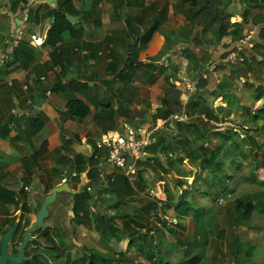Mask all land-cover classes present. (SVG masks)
<instances>
[{
  "label": "crops",
  "instance_id": "1",
  "mask_svg": "<svg viewBox=\"0 0 264 264\" xmlns=\"http://www.w3.org/2000/svg\"><path fill=\"white\" fill-rule=\"evenodd\" d=\"M49 1L50 0H18L15 2V0H0V188L13 190L16 192V195L20 192V195H15L12 200H20L23 202V194L26 201H35L36 204L38 200H43L44 194L41 190L46 186L51 188L56 184L66 182L72 190H78L80 188L81 173L83 171H87L86 183L88 182L87 173L90 167L87 163V158H89L93 151L94 138L104 132L96 125L94 119L91 121H88L87 118L77 120L64 116V112L66 111L64 103L66 98L72 95L62 94L61 92L58 96L51 97L50 94V96H47L48 100L42 107L39 108L37 112H32L34 104L32 103V105L29 106L26 103L29 94L32 93L33 95L34 92L37 91V87L49 88L47 85H49L50 82H56L58 80L59 83L65 85L64 87L66 88L67 80L76 79V81L80 83L87 84L90 78V82L94 81V87L98 88V85L101 84L95 82L93 78L95 75L100 77L105 76L107 78L110 77V75L106 74V66L108 63L114 61L115 52L120 54V57L116 61L122 62L126 58V45L130 38L124 28H126L125 22L128 17H130L128 19L130 21L129 27L138 31L139 34H142L151 24L155 22L159 24L158 30H155L151 34L148 41L145 43L146 45L138 51L137 60L143 62L155 59H157L155 62H159L166 56L165 60L172 61L170 55L173 53V48L165 54H162L165 50V39L160 30L168 33L171 32V28H174V19L180 20V23H183V19L188 22L185 16L176 9L177 0H70L69 4L65 6L67 10L69 9L72 12H67L66 14L75 17L74 21H70L71 23H75L73 28L74 31L71 32L68 30L63 35V41L57 43L61 48L57 60L67 63L66 69L62 71L57 63H52V60L50 62L46 61L47 56L50 57L55 47V45L46 43L47 30L51 26L53 20L49 12L58 4V0H53V2ZM237 2H239V0ZM237 17L241 18L238 15ZM169 23H172L171 26H168ZM194 32L197 31L195 30ZM137 37L139 38L140 36L138 35ZM134 38L135 37H132L131 40H134ZM197 39L201 40L200 37ZM178 42H183L182 38L177 42L174 41L175 44ZM229 42L230 45L227 46L226 44ZM231 42L229 37H224L218 45H211L212 48L208 50L206 47H200V42L195 40L192 41L190 37L189 40L183 42L187 44L185 48H188L183 50L184 57L186 60H191V58L187 57L188 52H186V50H190V54L191 52L195 53L198 55L197 57L200 58V56H202L201 48H203V58L205 60H208V58H219L221 56L219 55L220 53H223L227 49L229 50L230 46L235 44V42ZM84 43L93 44L92 50L84 49ZM99 44H103L104 46L108 45L111 49L110 56L106 59L103 53L104 47ZM175 44L174 47L176 46ZM191 46H194L195 49ZM198 48H200V50L196 53ZM84 51L87 52L85 53ZM46 65H48V67L52 66L55 72L53 75H50L46 81L39 82V76L43 74L41 73V69ZM206 65H208V63H205V66ZM83 74L90 77L85 79L82 77ZM159 75L161 74L156 75V79ZM179 81L181 82L182 80L179 78ZM104 82H106V79ZM143 82L148 84L145 80ZM154 82L155 81L152 83ZM25 86L26 88H24ZM121 86L122 84L120 82V86L117 87ZM133 86L134 89L131 91H136V86ZM67 88H69V86ZM182 95L183 93L181 96ZM30 98H32L33 102V96ZM94 100L97 104L99 103L98 99ZM155 106L158 107L159 104L156 103ZM11 112L14 113V116L11 122L5 125L6 118ZM34 113H39V124L42 123L37 132L32 131L30 123V120L34 118ZM192 114L197 115L193 112ZM203 119H205V117ZM151 121L149 120V122ZM5 128L6 131H4ZM117 129H121V127ZM43 130L45 131L44 134L39 136V132ZM110 130H116V128ZM65 141L68 142V148L61 150L60 147ZM43 142L46 143V150L37 158L31 160L29 168L27 167V174L24 173L22 158L32 155L36 149L40 148ZM151 155L152 154H149L147 156ZM173 156L174 155H172V157ZM104 158L102 163L105 162ZM160 160L165 164L162 155H160ZM185 160L183 164H185ZM183 164L179 161H175L173 169H168L165 172L159 170L160 174L163 176V180L157 181L155 187L149 183L148 186L144 190L139 191L138 194H144V192L150 189L154 191V197L163 199L166 197L164 191L165 183H167L176 199L182 190H187L186 197L190 204L195 209L204 210L202 217L204 223L201 229H198V226H200L202 220L197 223L192 213L184 217H178L175 210L172 208L166 211L167 213H165L162 219H166L173 224L168 223L167 226L165 222L164 226L162 222L156 218L153 219L152 216L148 214V208H146L148 204L147 201H145V205H143L142 209L134 208L130 205V202L136 198L137 195L126 198V213L129 217L117 213L110 205L111 193L114 194L113 186L115 180H106L102 185L100 184V186L96 185L90 188L92 193L91 208H95L92 213L95 214V212H99L100 214L105 213L112 215L115 225H117V227H122V229H126L125 234L127 237L121 240H129L131 228L127 227L129 226L127 223H130V226H133L135 229H139L137 222H140L141 231L149 229L147 236L152 234L151 240L160 248L162 253L166 252V247L164 245L167 244L165 241L167 233L177 235L178 239H182V241L180 243H178L179 241L177 242V240L173 241L178 243L177 248L167 251V253H172L173 251L174 253H180L179 257L181 259L178 260L177 264H234L232 254L237 248H241L237 253L239 256H237L239 258V264H264V187H260L254 182L253 178L249 176V166H247L248 172L246 174L240 173V176L237 178V183L241 184L240 189L237 191V195L226 192L227 190L234 189L231 187V184H229L231 181L228 180L226 182V190L223 191L225 193L221 192L216 198L215 203L211 202L212 200L208 203L209 200L207 196H205L207 194L203 193V190H207L204 189V186L207 185L200 177H197L198 184L194 182L196 180H194V177L198 176L196 167L191 166L190 169L185 166L188 165L187 163L185 165ZM105 166L107 169L104 168ZM108 166L109 165L106 163L102 164L103 172L101 173H112L113 167L110 169L109 167L111 166ZM141 168L143 167L138 166V170H141ZM187 170H192V173L187 177H183L187 180L186 183L181 186L177 184L173 185L172 178H182L181 171ZM116 175L115 173V176ZM78 176L79 181H77ZM142 176L146 180L150 178L149 173L146 171L143 172ZM256 176L262 179L264 177L263 170H261V176L258 175V172H256ZM231 179H233V177ZM244 180H246L247 183L248 181L252 183V186L249 188L246 184L248 188L242 189L245 186L243 184L245 182ZM199 183L200 186H198ZM24 187H27V189H24ZM173 187L176 188V191L172 190ZM21 188H23L24 191H20ZM60 193L57 194L56 200L48 206L49 215L44 220L46 224L58 226V223L62 221L65 213L67 217L68 215H72L71 197L70 203L66 205V203L60 199ZM67 193L68 196H70V193ZM257 193H260V197L258 198L259 201L255 198V194ZM39 195H41V197H39ZM219 197L224 198L222 204H218L217 202ZM234 201L238 203L241 201L243 205H248V212L243 213L242 217L236 218L238 211H236L232 205ZM21 202L18 204H21ZM228 202H230V204H227V207L224 209V205ZM0 203L8 205L4 216L20 218L21 209L19 207L15 209L14 214L9 212V206L14 204L11 202V197H9V195L5 198L1 194ZM216 204L222 206V210L219 208L220 211H216L215 208L217 207L213 206ZM228 207L231 208L229 211H227ZM65 208L67 212H65ZM232 209L236 212L234 213ZM29 217L31 222L34 216L30 213ZM258 217H261V219L256 221ZM235 218L239 220L237 224H233ZM178 222H181L180 225L177 224ZM168 227L173 228L176 232H173L172 229H167ZM83 228L85 231L82 234L95 233L97 237L96 241L99 240V247L95 246L89 249H94L103 253L109 251L111 252L110 254H113L114 257L117 258L115 252L121 250H117L115 247L109 246L110 244H108L110 241L109 239H114V241H116L114 237H111L109 233L106 234V239H108V242H106V239H102L103 235L100 232L93 228L94 231H91L90 228L85 226H83ZM220 231L224 232L223 241L217 237ZM154 235L162 238L163 241L158 238L159 241L153 239ZM102 240H104L103 243H101ZM133 242V244L136 245V241ZM189 243H191V245H189ZM227 243H229L231 252H229V249L226 247ZM133 244L129 252L135 249ZM185 248L191 249V255L188 257H182L181 255ZM134 251L136 252V250ZM213 252L214 254L210 256L209 254ZM199 253L202 255L199 261L195 262L192 256ZM226 255L229 256L230 259H228ZM141 261L143 262L142 259ZM148 263L152 264L150 262Z\"/></svg>",
  "mask_w": 264,
  "mask_h": 264
},
{
  "label": "trees",
  "instance_id": "2",
  "mask_svg": "<svg viewBox=\"0 0 264 264\" xmlns=\"http://www.w3.org/2000/svg\"><path fill=\"white\" fill-rule=\"evenodd\" d=\"M17 1L18 0H15V2ZM69 2L70 0H58L57 6L49 12V15L52 16L53 20L51 26L47 30L46 35V43L55 45L53 51L50 54L52 63H57L62 71L66 69L67 63L65 61L57 60L61 52V48L57 43H61L63 41V34L68 30L73 32V28L75 26V23H71L66 17L67 12H72L69 9L67 10L65 6L66 4H69ZM177 2L176 9L182 13L188 21L187 25L183 26L180 31V38H182L183 42L189 40L191 37L192 41L195 40L200 42V47L206 48L210 45H218L224 37H229L231 41L237 42L246 35L245 27L246 25L250 24L253 26H258L260 29L259 36L254 38V44L250 49L253 50L254 47L264 49V0H245V5L247 6L244 7L239 14L234 13L232 7L235 5H232V0H177ZM251 9H254L255 12L253 17L249 19ZM235 15L240 16L241 20L230 22V18ZM129 18L130 17H128L127 20ZM127 20L125 22L126 28L124 29L125 32L128 33L130 39L126 45V58L122 62L116 61L117 64H113V62H111L106 66V74L110 75L114 79H117L122 84L121 87L114 86L112 89L122 92L131 91L134 89V78H136V80H145L148 83H152L155 81L156 75L163 74L165 69L170 68L171 69L169 70V73L164 76V79L167 82L171 81V83L173 81H179L177 70L172 66L173 62L168 64L170 62L168 60H165L162 63L155 62L157 59L150 60L148 62L137 60L139 49L146 45L145 43L148 41L151 34L155 30H158L159 24L155 22L147 27L142 32V34H139L138 31H135L133 28L129 27L130 21ZM195 30L197 32H194ZM160 31L164 35L165 39V50L162 52V54H165L174 47L175 43L174 41H171L170 33L164 32L163 30ZM208 33H210L211 36L207 37ZM138 35L140 36L139 38L137 37ZM132 37H135L134 40H131ZM198 37L201 38V40L199 39L200 41L197 39ZM93 46L94 45L91 43L83 44L84 49L92 50ZM100 46L104 47L103 53L104 58L106 59L108 56H110L111 49L108 47V45L104 46L102 44ZM186 52H188L187 57L191 58L193 61L195 65L194 71H196L198 75L199 72L205 67L206 60L204 58H198L195 53L191 52L190 54V50H186ZM257 52H251L250 55L243 52L241 54L242 60L236 64L225 62L228 65H232L230 66L229 71L231 78L235 80L241 77L244 78V83L248 85L247 87H250L253 90L250 98L255 103L264 99V82L256 84L252 81H248L249 72L253 73L256 67L264 66V55L258 56ZM210 63L214 65V68L220 67L221 64V62H219L220 64H215L214 62H209L208 64ZM255 64H258L259 66H254ZM49 67L51 68L52 66ZM49 67L46 65L41 69V73H43L41 75L46 76V79L49 78V76H47V70ZM82 77L87 79L90 76L83 74ZM207 79L208 78H203L198 81L195 90L188 96L185 104L182 103L181 91L179 90L162 97L159 106L152 115V121L157 118H169L174 114H184L187 116V119L181 121L171 119L169 124L166 125L167 128L159 130V132L155 134L154 141L145 147L147 154L152 155L137 161V170L133 174V179H129L128 176L122 173H118L115 176L113 186L114 194L111 193L110 205L113 210H116L117 213L121 214L125 211H119L118 208L123 202L126 203V198L138 194L139 191L144 190L149 183L155 187L157 181L163 180V176L160 174L159 170H161V172H165L168 169H173L175 161H179L183 164L185 159H189L192 165L196 167V169H199L197 170L198 176L194 177V180L196 179L197 181V177L201 178V180L207 185V190H203V193L211 196L213 200H216L221 191L223 192L226 190V182L233 177L236 171L243 167V161L245 160L249 161V176L252 177L254 182H256L260 187H264V177L259 179V177L256 176V172L259 170H263L264 173V106L261 104L258 105V107L256 106L254 109L249 108L246 104L241 102L242 100H240V98L237 97L238 95L235 89L225 86V80H219L216 84L215 95L222 96V98L230 107H234L236 110L240 111L243 110L246 120L250 121V123L248 126L246 125V128H243V137L240 138V140H236L234 138V136L237 135V132L232 128L215 129L214 135L216 138L211 139L206 120L212 118L218 119V112L211 106L207 108V114H205L206 120L203 119L201 114L195 116L192 115V112L195 110V108H199L201 105L199 104L201 101V96L198 92V88L205 85L207 83ZM38 80L39 82H42L40 79ZM106 81L108 80L106 79ZM66 83V86H69V88L72 87L73 91L78 90V87L85 84L76 81V79L67 80ZM64 86L65 85L60 84L58 80L56 82H50L49 85H47L49 88L37 87V90H53L54 88L58 87L62 89V94H65ZM29 96L32 97V93H30ZM98 105L100 107L98 111L94 113L95 118L98 120H106L108 122L101 128V131L105 132L110 129H115L113 125L114 111L112 110V106H110V101L101 99ZM64 107L66 109L64 115L77 120H83L89 115L91 111L88 103L76 96L67 97ZM38 115L39 113H34V118L30 120L33 132H37L42 125V123L39 124L40 117ZM166 129L169 130L170 134L166 131ZM4 131H6V128ZM66 141L62 143V146L60 147L61 150L68 148V142ZM205 142H211L212 144L207 143L205 145ZM45 150L46 143L43 142L40 148L36 149L32 155L22 158L24 173L27 174L31 160L37 158ZM104 154L105 153L97 150L93 146V151L89 158H87V163L90 167L87 173L89 180L81 188V191L72 195L71 210L73 215L71 216L70 222L74 226L83 225L87 228L95 229L103 235L102 239H106V234L109 233L111 237H114L115 240L119 242L122 238H124V236L126 237V229L114 226V217L112 215L105 213L100 214L99 212L95 211V214H93L90 211L92 202V193L90 188L96 185L100 186V184L102 185V183H104L102 180L103 178L100 176V173L102 172V167L100 164L101 161H103ZM160 155L163 156L165 164H163V162L160 160ZM172 155H174V158ZM138 166L143 168L138 170ZM228 168L231 169V172L228 170ZM144 171L148 172L150 175L148 180L142 176ZM201 171H206L207 175L204 176ZM190 173H192V170L181 171L182 178L177 179V185L181 186L182 184H185L186 179L183 177L189 176ZM77 181H79V176ZM49 189L50 187L46 186L43 189V194H46ZM20 191H24L23 188H21ZM164 191L166 197L163 199L160 197H154L155 195L150 193V189L144 192L146 197L147 195L151 196L147 200V203L149 204L148 210H156L157 201H160V210L164 214L167 210L172 208L175 210L178 217H184L192 213L195 221L197 223H199V221L201 222L204 210L195 209L190 204L186 197L187 190H182L177 199L174 198V194L169 189L167 183H165ZM1 194L5 198L7 195H9V197H11V202L18 206V202L20 200H12L16 195L15 191L0 188V196ZM18 195H20V192L17 193L16 196ZM259 197L260 193L255 194L256 200ZM22 198L25 199L23 194ZM23 202L22 211L25 213L30 212L32 207L27 205L25 200H23ZM37 202L39 204L41 200H38ZM232 205L234 206L235 210L238 211L236 218L242 217L243 213L248 212V205H243L241 201L240 203L234 201ZM0 209L6 213L7 205L5 203H0ZM230 209L231 208L228 207L227 211ZM235 210L233 209L232 211L235 213ZM121 215H126L129 217L126 212ZM151 216L158 219L165 226V220L162 218L159 219V217L157 218L156 215L151 214ZM236 218L233 220V224H237L239 222V220ZM13 222L14 219H4V224L2 226L0 225V241L1 238L6 234L4 227L8 224H12ZM137 223L139 229H135L133 226H130V223H127V225H129L127 227L131 228L128 245L131 246L132 242L136 241V254H138L140 259L144 260L145 262H152V264H169V262L166 261L161 262L162 259H160V256L162 252L160 248L153 243L151 238L147 237L149 229L141 231L140 222ZM180 223L181 222H178L177 224L180 225ZM203 223L204 221L202 220L200 226H198V229L203 227ZM29 224V216H25L24 218L21 216L19 218L16 229L8 246L12 252H17V247L22 239L24 228H26ZM167 229H172L173 232H176V230L171 227H168ZM51 230L54 231L53 234H49V231ZM58 230L59 229L55 227L37 228L36 233L34 234L36 238L30 240L24 249L25 255L29 256L36 249L48 248L50 251L55 252L57 257L65 256L64 264H110V262L113 260L115 264H145L141 260L135 261L136 258H129L128 261L125 262L122 261V258L114 257L113 254L103 253L94 249H89L79 258L72 260L69 253L66 252L65 244L61 240ZM117 230L120 231L118 235L115 233ZM217 237L223 241L224 232H218ZM178 241V243H180L182 239H178ZM189 245H191V243H189ZM237 253L238 250L236 249L232 254L234 264H239V256ZM181 255L182 257H188L191 255V249L185 248ZM201 255L202 254L199 253L192 256V258L195 260V262H198ZM41 258V256L36 255L33 257L32 261H24L20 264H36L37 262L41 261ZM6 264L15 263L7 262Z\"/></svg>",
  "mask_w": 264,
  "mask_h": 264
},
{
  "label": "rangeland",
  "instance_id": "3",
  "mask_svg": "<svg viewBox=\"0 0 264 264\" xmlns=\"http://www.w3.org/2000/svg\"><path fill=\"white\" fill-rule=\"evenodd\" d=\"M237 1L238 0L232 1V5H235L232 8H233L234 13L239 14L243 10V8L246 7L247 5H245V0H239V2H237ZM254 12H255L254 9H251V13L249 14V19H251L253 17ZM236 20H241V18H238L237 15L230 18V22H234ZM173 21H175V23H173L174 28H171V32H169V33H171L170 38H171V41H177V40L179 41L180 36H181L180 31H181L183 26L187 25V22L184 21V19H183V23H180V20H176V19H174ZM171 24L172 23H169L168 26H171ZM245 28H246L245 29L246 34L251 33V35L254 38H257V36H259L260 29L258 26H253V25L248 24V25H246ZM208 36H211V34L208 33L207 37ZM231 43H234V42L232 41ZM175 45L176 46L173 47V53L170 55V58L172 59V61L169 60L170 62L168 64L173 62L172 66L175 67V69L177 70V75L182 80L181 82L180 81H173L171 83V81L167 82L164 79V76L167 73H169V70L171 69L170 68V69H165L163 74L159 75L158 78L155 80V82L152 84H149V83L147 84L143 81H140L139 79L136 80V78H134L135 80H134L133 85L136 86V88H137V90L135 89L136 91L122 92L119 90H113L112 87H114V85L120 86V82L117 79L111 78V76L108 78L105 76H103V77H100V76L95 77L94 76L93 80H95V82H97L98 84H101V85H98V88L94 87V85H93L94 81L90 82V80H89L90 78H89L87 81V84H84V85L78 87L79 90L73 91V89L67 88V86H66L64 92L67 95L79 97L82 100H84L86 103H88L91 111L86 118L88 121H91L93 119H94V121L97 120L96 125L99 128H102L108 122L106 120H100V119L98 120L95 118L94 113H96L98 111L100 106L95 102L94 99H98L99 101L101 99H106V100L110 101V106H112V110L114 111V119H113L114 124L113 125L116 129L120 128L121 124L124 122L132 123L136 127H142L143 125L148 123L149 120L151 121L152 115L155 113L156 108H157L155 106V104L156 103L159 104L164 95L172 94L176 90L181 91V94L183 93V95L186 94L187 92H185V90H184V87H185L184 84L186 82H189L190 80L194 79V77L197 75V72L194 71L195 65H194L193 61L190 59L186 60L184 57L183 50L186 49L185 46L187 44H185L183 42H180V43L178 42ZM226 45L227 46L230 45V42L227 43ZM117 46H119V45H117ZM191 47L193 49H195L194 46H191ZM207 48L209 50L212 48V46L210 45ZM231 48H232V46H230L229 50ZM198 50H200V48H198L196 50V53L199 52ZM201 50H202L201 51L202 56H200V58H203L204 57V55H203L204 50L202 48H201ZM229 50L227 49L223 53H220L219 55H221V56L219 58H215V59L208 58V60H206L205 63L214 62L215 64H220L219 62H221V64H220V67L214 68V72L208 77L207 83L198 88V92L200 93V96H201V101L199 104H201V105L199 108L198 107L195 108L193 113H196L197 115L202 113L201 116H203V115L207 114V108L212 106L218 112V118L230 120L231 123H233V125L235 126V128H238V130H239L240 128H246V125L248 126L250 121L246 120V116L244 115L243 110L240 111V110H236L234 107H230L227 104V102L222 98V96L215 95L217 82L219 80H225L226 83L224 85L231 88V89H235V91L238 95L237 97L240 98V100H242L241 102L246 104L251 109H254L256 106L258 107V105H261V104L264 106V99H262L256 103L253 102V100H251V98H250V96L253 93V90L250 87H247L248 85L244 83V78L241 77L237 80L231 78V74L229 73V71H230V66H232V65H228L225 63V61L222 60V58L225 57L226 53ZM255 51L256 52L258 51L257 52L258 56L264 55V49L263 48L254 47L253 50H251L250 48H246L244 50V52L248 55H250L251 52H255ZM119 57H120V54L115 52L113 64H117L116 60ZM165 58H163L159 62L160 63L164 62ZM254 66H259V65L255 64ZM248 76H249L248 81H252L256 84L263 83L264 82V66L256 67V69L253 73H250V72L248 73ZM105 79H107L108 81L104 82ZM117 83H118V85H117ZM70 91H73V92H70ZM61 92H62L61 88H58V87L54 88L51 91V97H56L59 94H61ZM104 92H105V94H104ZM183 95H182V97H183ZM186 95L188 96L189 94H186ZM129 98H130V100H129ZM132 115H134V116H132ZM192 115H194V114H192ZM205 119H206V117H205ZM206 121H207V123H206L207 127H208L209 132H210V137H211V139H215L216 138V136L214 135L215 127L213 125H211L210 119L209 120L207 119ZM169 122H170V119H168L167 125L169 124ZM165 128H167V126H165ZM227 128L229 129L231 127L230 126L226 127L225 125L222 127V129H227ZM166 131L169 133V130L166 129ZM44 132H45L44 130L39 132V134H40L39 136L43 135ZM242 137H243V134L240 133V131L237 132V135L234 136V138L236 140H240V138H242ZM207 143L212 144L211 142H205V145ZM248 162H249L248 160L243 161V165H242L243 167L240 169L241 171L240 170L236 171L233 175V179H229V181H231L229 184H231V187L234 189L233 190H227L226 192H230L231 194H236V195L238 194L237 191L240 189L241 184L237 183L238 182L237 178L240 176V173L246 174L248 172L247 171V166H248L247 163ZM105 163L106 162L102 163V161H101L100 166L102 167V164H105ZM186 163L187 162L185 161V164ZM185 164H183V165H185ZM185 166H187L188 168L191 169V166L189 164L185 165ZM104 168L107 169L106 166ZM109 168L111 169L112 166ZM197 170H199V169H197ZM228 170L231 172L230 168H228ZM113 172L116 174H118V173L120 174V172L118 170H116L114 167H113ZM201 172H202V174H204V176L207 174L206 171H201ZM258 175L261 176V170L258 171ZM177 179H178L177 177L172 178V184L173 185L177 184V182H178ZM102 180L105 182L104 179H102ZM244 181L245 182L243 184L245 186L242 189H246L248 187L250 188L252 186V183H250L249 181H248V183L246 180H244ZM194 182L196 184H198L196 180ZM246 184L248 185V187ZM198 186H200V183ZM204 189H207V186H204ZM172 190L176 191V188L173 187ZM41 191L43 193V190H41ZM223 193H225V192H223ZM60 194H61L60 199H62L63 202L66 203V205H68L70 203V196H68V193L67 192H61ZM136 195H137L136 198H134L130 202V205H132V207H134V208L142 209L143 205H145L144 204L145 201H147L148 198H150L151 196L147 195V197H146L145 194H141V195L136 194ZM205 196H207V198L209 200L208 203H210L211 200H212L211 202L215 203V200H213L211 196H209V195H205ZM39 197H41V195H39ZM232 197H233V195H232ZM230 202H228L224 205V209L227 207V204H230ZM213 206L217 207V208H215L216 211H220V209L222 210V208H223L222 206H219L217 204L213 205ZM7 207H8V205H7ZM148 207H149V204L146 205V208H148ZM15 209H17L16 205L13 204L12 206H9V212H12L13 214L15 212ZM94 209L90 208V211L92 212ZM118 210L119 211L121 210L122 212H123V210H125L124 212H127L126 203L123 202L122 205L118 208ZM148 211H149L148 213L150 215L151 214L153 215L155 212V210L150 211V209ZM1 213H2V211L0 209V215H1ZM12 213H10V214H12ZM123 213H121V214H123ZM165 213H167V212H165ZM164 215L165 214L163 212H160V217L164 218ZM71 216L72 215H68V217H69L68 218L64 214L62 221L60 223H58L59 224L58 228L61 229L62 234L64 236L65 241H63V242H66V244H65L66 251L68 250L70 258L72 260H74V259H77L80 256H82L87 251V249L93 248L95 246L99 247L98 246L99 240L96 241L97 237H96L95 233L82 234L85 231L83 226L82 225L81 226L72 225V223L70 222ZM11 218L15 219V217H12V216H11ZM153 219H155V218H153ZM159 219H161V218H159ZM256 219H257L256 221H258V219H261V217H258ZM153 222H155V221H153ZM165 222L167 223L166 224L167 226H168V223L173 224L172 222H170L166 219H165ZM3 224H4L3 217L0 216V225L2 226ZM113 224H115V223H113ZM114 226H117V225H114ZM91 231H94V230L91 228ZM67 232L69 234H71L72 239H71V237L70 238L67 237ZM119 232L120 231L117 230L115 232V233H117L116 235H118ZM151 235L149 234V236H147V237L152 239ZM166 236L167 237L165 238V241L167 242V244L164 245L166 247V252H163L160 256V259H162L161 262L166 261V262H169V264H177L178 260L181 259L179 257L180 253H177V252L174 253V251H173L172 253L169 252L170 253L169 254V253H167V251L169 249L173 250V249L177 248L178 243L173 242V241L177 240V242H178V236L175 234H168V233ZM126 237L124 236V238H126ZM157 238L162 240V238L156 237V235L153 236V239L159 241ZM107 240L108 239H106L105 241L108 242ZM109 240H110L108 243V244H110L109 246L115 247L117 250L118 249L121 250V251L115 252V254L117 255V258H122V261H125V262L128 261L129 258H137L136 260H138V261L141 260L140 256H138V254H136L137 252L134 251L135 249L132 250V252H129L131 246L128 245L127 239H123L119 242L114 241V239L113 240L109 239ZM103 242H104V240L101 241V243H103ZM133 243L134 242H132V244ZM77 244H78V247H75ZM133 245L135 246V244H133ZM226 247L229 249V243H227ZM105 248H107V247H105ZM106 250H108V249H106ZM237 250L239 252V250H241V248H237ZM228 251L231 252L230 249ZM105 253H111V252L106 251ZM212 254H214V252L210 253L209 255L212 256ZM223 256H225V255H223ZM229 256H230V254H229ZM229 256L226 255V257L228 259H230V257H231V256L230 257ZM60 262H62V261H60ZM60 262H58V263H60ZM143 262L146 264H149L147 261L145 262L143 260ZM63 263L64 262H62V264ZM150 263H152V262H150ZM110 264H115L114 260L112 262H110Z\"/></svg>",
  "mask_w": 264,
  "mask_h": 264
},
{
  "label": "built area",
  "instance_id": "4",
  "mask_svg": "<svg viewBox=\"0 0 264 264\" xmlns=\"http://www.w3.org/2000/svg\"><path fill=\"white\" fill-rule=\"evenodd\" d=\"M253 40L254 37H252L251 33L246 34L244 37L238 40V42H235L232 48L226 53L223 61L231 64H236L237 62L241 61V54L246 48H251L253 46ZM84 52L86 53L87 51ZM46 61L50 62L51 57L47 56ZM54 72L55 70L52 67L48 68L47 76L53 75ZM213 72L214 65L211 63L206 65L194 79L184 84V90L187 92L186 94L192 93L195 90L198 81L203 78H208ZM39 79L40 81H46V76L41 75ZM24 88H26V86ZM43 92L46 93L47 96H50L51 94L50 89H46ZM186 94L181 97L182 103L184 104L188 98ZM26 103L29 106L32 105V98L28 97ZM202 117L204 118V116ZM168 119L181 121L187 119V116L174 114L169 118H159L151 121L142 127H136L132 123L124 122L121 124V129L109 130L94 138L93 146L97 150L103 151L105 153V162L109 166L114 167L120 173L128 176L129 179H133V174L137 170V161L148 155L145 147L154 141V136L159 132V130L165 128ZM210 123L215 127V129H222V127L225 125L226 127L230 126L236 132L240 131V133L243 134V128L239 127L240 129L238 130V128H235L233 123L227 119L212 118L210 119ZM100 176H102L105 181L114 180L115 173H100ZM24 189H27V187H24ZM150 193L154 194V191L150 190ZM217 202L218 204H222L224 202V198L219 197ZM160 208L161 202L157 201V209L153 215L162 218L160 217Z\"/></svg>",
  "mask_w": 264,
  "mask_h": 264
},
{
  "label": "water",
  "instance_id": "5",
  "mask_svg": "<svg viewBox=\"0 0 264 264\" xmlns=\"http://www.w3.org/2000/svg\"><path fill=\"white\" fill-rule=\"evenodd\" d=\"M49 2H53V0H50ZM66 17L69 21L75 20V17L69 14H66ZM47 100H48L47 95L43 91L37 90L36 92H34L33 94L34 107L32 108V112H37L38 109L41 108L42 105ZM13 116H14L13 112L8 114L5 125L11 122ZM185 161L190 166H193L189 159H186ZM86 172L87 171H83L81 173L82 178H81L80 188L78 190H72L67 185L66 182L56 184L52 186L46 194H44L43 200L37 209H35L36 204L34 205V208L32 210L34 219L30 222L29 226H27L24 229L22 239L17 248V253H9L7 251V248L12 239L13 233L16 229V223L18 220H16V222L13 223L12 225L9 224L5 226L4 230L6 231V234L1 238L0 241V264H6L7 262L20 264L24 261L32 260L33 257L32 255L25 256L24 248L27 246L28 242L34 238L31 234L35 231L36 228H45L47 226L44 222V219L47 218V216L49 215L48 206L51 205L56 200L57 194L60 192H69L71 195L70 197L72 198L73 194L81 191V188L86 184V180H87Z\"/></svg>",
  "mask_w": 264,
  "mask_h": 264
},
{
  "label": "flooded vegetation",
  "instance_id": "6",
  "mask_svg": "<svg viewBox=\"0 0 264 264\" xmlns=\"http://www.w3.org/2000/svg\"><path fill=\"white\" fill-rule=\"evenodd\" d=\"M25 200V199H24ZM19 202H21V201H19ZM18 202V203H19ZM42 202V201H41ZM41 202L38 204V202H37V204L35 203V201H26L25 200V203L27 204V205H30L32 208H31V211L30 212H27V213H25V212H23L22 211V207H23V203L24 202H21V204H18V206H17V208L19 207L20 209H21V215L19 216V217H21L22 216V218H24L25 216H29L30 215V213H32V210H33V208H34V205L36 204V207H35V209H37L38 207H39V205L41 204ZM15 205V204H14ZM65 210V212H67V210H66V208L64 209ZM2 211V210H1ZM72 211V210H71ZM4 212L2 211V213H1V215L0 216H2L3 217V220L5 219V218H8V219H10L11 217L10 216H4ZM66 214V213H65ZM72 215H73V213H72ZM11 219H13V218H11ZM16 220H19V218H16L15 217V219H14V222L13 223H15L16 222ZM45 220V219H44ZM18 222V221H17ZM12 223V224H13ZM12 224H10V225H12ZM46 224V223H45ZM9 225V224H8ZM47 226L46 227H55V228H58V226H55V225H49V224H46ZM7 226V225H6ZM16 226H17V223H16ZM29 226V225H28ZM45 227V228H46ZM5 228V227H4ZM25 229V228H24ZM37 229V228H36ZM36 229H35V231L31 234L34 238L33 239H35L36 238V236L34 235L35 233H36ZM59 229V228H58ZM53 230H51V231H49V234H53ZM58 232H59V234H60V236H61V240L62 241H65V239H64V236H63V234H62V231L59 229L58 230ZM67 237H71V234H69L68 232H67ZM32 239V240H33ZM55 239V238H54ZM71 239H72V237H71ZM55 240H57V239H55ZM64 244H66V242H63ZM10 244V243H9ZM9 246V245H8ZM75 247H78V244L75 246ZM18 248V247H17ZM26 248V247H25ZM24 248V249H25ZM7 251L9 252V253H14V252H12V250L11 249H9L8 250V248H7ZM68 251V250H67ZM66 251V252H67ZM17 253V252H16ZM25 254V253H24ZM36 256V255H39V256H41L42 258H41V261L40 262H37L36 264H62V262H64V260H65V256H63V257H57V255H56V253L55 252H52V251H50V249H48V248H42V249H36V250H34L29 256ZM26 256V255H25ZM33 257H32V260H33ZM64 259V260H63ZM32 260H30V261H32ZM60 261H62V262H60ZM58 262H60V263H58ZM64 264V263H63Z\"/></svg>",
  "mask_w": 264,
  "mask_h": 264
}]
</instances>
